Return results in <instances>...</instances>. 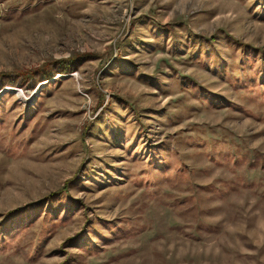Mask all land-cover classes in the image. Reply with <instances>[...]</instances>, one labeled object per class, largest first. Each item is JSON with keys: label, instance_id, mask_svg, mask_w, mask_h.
Here are the masks:
<instances>
[{"label": "rangeland", "instance_id": "rangeland-1", "mask_svg": "<svg viewBox=\"0 0 264 264\" xmlns=\"http://www.w3.org/2000/svg\"><path fill=\"white\" fill-rule=\"evenodd\" d=\"M0 264H264V0H0Z\"/></svg>", "mask_w": 264, "mask_h": 264}]
</instances>
